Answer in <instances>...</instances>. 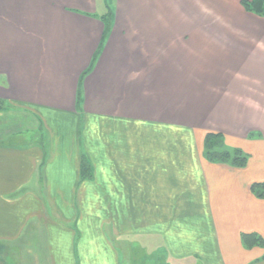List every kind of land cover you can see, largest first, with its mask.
I'll return each mask as SVG.
<instances>
[{
    "label": "rangeland",
    "instance_id": "obj_1",
    "mask_svg": "<svg viewBox=\"0 0 264 264\" xmlns=\"http://www.w3.org/2000/svg\"><path fill=\"white\" fill-rule=\"evenodd\" d=\"M98 4L103 11L104 0ZM206 9V50L197 45L190 47L195 51L176 50L168 62L175 78L168 88L170 108L178 115L167 116L165 103L158 100L150 102L155 105L151 112L139 107L127 116L110 117L104 108L84 113L81 94L79 106L75 99L82 156L89 164L94 158L89 167L93 195L89 192L88 207L82 203L83 214L105 227L104 237L98 228H89L94 234L93 242L84 246L87 256H101L91 264H105L108 256H119V264H258L264 258V237L237 219L239 210L249 205L248 196L264 200V188L254 185L264 183V177L244 178L257 163H264V117H243L257 104L264 106V92L257 93L264 87V17L238 16L237 21L217 17L216 12L224 11L218 5ZM234 27L249 34H227L225 29ZM236 54L255 58L260 65L237 70ZM239 71L250 79L242 86L252 89L247 96L231 86ZM242 118L254 119L247 123ZM7 122L12 133L3 143L45 142L42 129L28 128L13 117ZM208 135L212 137L206 143ZM104 153L112 158L111 165ZM112 172L114 180L108 178ZM35 222L31 216L22 220L19 230L0 229V264L48 263ZM135 239L142 241V248ZM241 256L256 258L247 262Z\"/></svg>",
    "mask_w": 264,
    "mask_h": 264
},
{
    "label": "crops",
    "instance_id": "obj_2",
    "mask_svg": "<svg viewBox=\"0 0 264 264\" xmlns=\"http://www.w3.org/2000/svg\"><path fill=\"white\" fill-rule=\"evenodd\" d=\"M240 1L104 0L103 9L109 5L111 11L109 30L91 69L81 80L82 112L104 108V114L110 117L121 116L118 113L127 116L139 107L151 112L155 105L150 102L158 100L165 103L167 116L178 115L174 107L170 108L168 89L175 82L169 71L173 64L168 63L172 54L176 50L195 51L190 47L196 45L206 50L207 5L224 9L216 12L219 18L229 16L239 21L238 16L255 17L262 21L244 10ZM104 10L100 11L98 0H0V229L19 230L24 218H36L44 253L49 255L45 256L47 264H91L101 257L87 256L90 252L84 248L93 242L94 233L89 228H98L104 237L105 227L83 214L82 203L88 207L93 185L91 179L80 178L83 152L75 99L80 74L90 66L104 31ZM234 28L225 32L237 37L249 34L239 27L234 32ZM235 58L237 70L258 64L249 56L236 54ZM239 74L231 86L236 87V94L247 96L253 91L249 85L242 86L250 79L243 71ZM144 85L147 87L143 89ZM259 92H264V87ZM254 109L243 117H264V106L257 104ZM12 117L28 128L42 129L46 134L43 145L32 144L31 140L19 143L23 146L3 143L2 139L12 133L8 131L10 122L4 123ZM242 119L249 123L254 118ZM104 155L111 165L112 158ZM92 161L91 166L94 158ZM115 177V172L108 176L111 180ZM263 177L264 163H257L244 175L248 181ZM245 201L249 205L243 208L241 204L237 219L264 237V200L250 195ZM135 233L137 238L142 237L141 232ZM136 241L142 248V241ZM118 258L108 256L105 264H119ZM239 258L248 262L256 256ZM259 260L258 264H264V258Z\"/></svg>",
    "mask_w": 264,
    "mask_h": 264
},
{
    "label": "trees",
    "instance_id": "obj_3",
    "mask_svg": "<svg viewBox=\"0 0 264 264\" xmlns=\"http://www.w3.org/2000/svg\"><path fill=\"white\" fill-rule=\"evenodd\" d=\"M241 5L242 7L249 13H252L254 15H257V16H260V17H264V0H241ZM110 7L109 5H107V11L106 13L102 16V20L104 22V31H103V34H102V38H101V41L104 39L105 35L107 34L108 30H109V19H110ZM101 47V43L98 45V49L96 50L94 56L92 57V62L94 61L99 49ZM91 67V64L90 66L87 68V70H85L82 75L80 76V81L82 80V78L84 77V75L88 72L89 68ZM76 101H77V106H79V102H80V91H79V88H78V93H77V97H76ZM3 107V102L0 101V109ZM211 138L212 136L211 135H208L207 138H206V143L208 142L207 139ZM233 163H236L233 162ZM232 163V165H233ZM90 164L88 163V161L86 160V158H83V156L81 157L80 159V178L81 179H87L89 178V173H90ZM255 186H258V187H263L264 188V183H255L254 184Z\"/></svg>",
    "mask_w": 264,
    "mask_h": 264
}]
</instances>
